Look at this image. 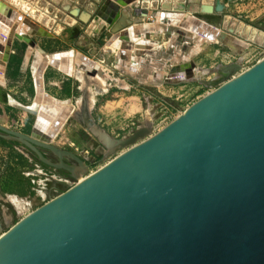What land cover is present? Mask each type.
Masks as SVG:
<instances>
[{
  "label": "water",
  "instance_id": "95a60500",
  "mask_svg": "<svg viewBox=\"0 0 264 264\" xmlns=\"http://www.w3.org/2000/svg\"><path fill=\"white\" fill-rule=\"evenodd\" d=\"M204 27L197 25L199 33ZM188 30L179 31L190 37ZM41 66L32 67L30 106L8 97L37 115L32 133L0 123V137L26 145L40 162L78 182L0 235V264H264V59L236 75L230 70L225 82L155 134L137 129L117 139L88 124L107 147L105 156L113 157L94 173L84 159L51 142L71 109H60L43 131L38 104L51 97L42 86L47 62ZM179 74L166 82L184 81Z\"/></svg>",
  "mask_w": 264,
  "mask_h": 264
},
{
  "label": "rangeland",
  "instance_id": "374dc122",
  "mask_svg": "<svg viewBox=\"0 0 264 264\" xmlns=\"http://www.w3.org/2000/svg\"><path fill=\"white\" fill-rule=\"evenodd\" d=\"M162 1L165 0H160V3ZM0 2L13 8L17 15L28 18L34 23V26L38 25L37 29L42 27L50 33L48 37H38V35L33 37L35 43L47 53L54 55L74 51V53L86 57L87 60L96 61L102 66L101 70H91L93 73L105 72L111 76L112 79H106L112 84L111 90L105 93L95 85L91 89L88 87L86 89L79 79L62 74L63 72L54 68H49L45 74V89L50 96L56 99L57 103L64 102V104H70L76 108V113L69 119L52 144L74 152L84 159L90 167V173L96 172L113 157L105 156L108 152L107 147L101 143L98 137L94 136L88 124L98 125L113 138H125L140 126V128L145 126V114L147 110H151L156 115L151 128L155 134L172 121L178 111L197 102L206 96L208 91L212 92L216 88L215 86V88L208 89L215 80L216 74L213 73L215 71H211V74L204 77L203 81L208 84L199 81L153 84L149 81L145 82L143 77L139 78L142 76L141 74L136 77L117 68V45L115 46L116 50L107 47L108 43H113L111 35L123 28L140 26L142 22L152 23L157 15L162 18V15L157 13L162 9L160 3L154 9L155 17L152 16L153 18L148 20L146 17L135 15L136 7H139L140 4L139 6L130 4V6L122 7V11H125L126 14L118 12L116 16L111 17L109 10L115 4L110 2V5L106 6V0H40L37 6L34 5L38 11L32 8V13L31 11L29 13V9L26 8L29 3L28 6H21V3L17 7L16 3H11L14 2L12 0H0ZM177 2L184 11L192 6L201 9L202 4L206 3L204 0H178ZM63 4L68 5L64 8ZM213 4V10L210 13L195 10L198 18H210L213 23L230 34L231 31L226 26V17L264 33V0H213ZM220 5L223 8L219 11L218 6ZM45 6H48V11L44 9ZM72 8H75L76 12H72ZM103 9V14H100ZM39 11L56 19L57 23H54L51 29L41 25L35 18L37 15H41ZM77 12L78 14H76ZM83 14L86 16V20L81 19ZM66 17L75 19L77 25L73 27L69 26L70 24L67 25L64 21ZM168 20L181 22L179 15H173V18L169 17ZM134 32L136 35V30ZM151 34H153L152 39L157 40L159 45H163L168 40L164 32L162 33L160 30H155ZM232 34L248 43V46L238 49L236 45L228 44L227 38L221 42L203 45V51L193 54L189 62V65L192 62L196 65L193 76L198 74V69L214 70L219 65L228 66L237 63L240 58L242 66L244 58L249 59V55H255L260 50L262 44L260 45L258 41H252L249 38L247 40L240 30H233ZM13 50L16 53L7 58L10 80L6 85H0V123L11 130L30 135L37 115L11 105L8 97H13L24 106H30L33 103L36 95L32 73L34 57L29 58L30 63L24 62L30 50L26 42L15 40ZM128 56L129 60L134 58L132 55ZM180 60L179 57H174L171 61L168 60L165 68L169 70L177 64L181 65ZM114 79H121L128 88L117 86L119 84ZM91 97L94 101L91 100ZM89 109L91 113H89ZM13 122L17 123V126L13 125ZM43 153L47 159L57 162V158L51 152L43 151ZM120 153L123 152H117V154ZM65 160L72 162L69 158H65ZM77 182L63 170H56L40 162L36 154L23 144L0 137V219L2 221L0 235L24 218V215L45 205L72 188ZM14 197L26 199L29 204L32 203L30 208L26 207L27 210L24 214L15 209ZM5 199L7 203L4 201Z\"/></svg>",
  "mask_w": 264,
  "mask_h": 264
},
{
  "label": "bare ground",
  "instance_id": "6f19581e",
  "mask_svg": "<svg viewBox=\"0 0 264 264\" xmlns=\"http://www.w3.org/2000/svg\"><path fill=\"white\" fill-rule=\"evenodd\" d=\"M39 1L40 0L22 1L21 6H25L29 3V6L27 5L28 7H26V8L29 9L28 11L30 13L32 8H34V5L37 6ZM166 1L168 4L165 3ZM177 1L178 0H169V1L165 0V1H162V3H160V0H143V1L140 0V2H139V0H106V3H105L106 6L110 5V2L115 4V6H113L112 9L109 10L111 12V13H109L110 16L112 14H114L115 12H121V13L123 12L126 14L125 11H122V7L130 6V4H138V6H139V4H140L139 7H136L135 15H140L142 17H146L148 20H151L156 15V12L154 11V9L157 7V4L160 3L162 6V9L157 12V13L162 15V18H159V15H157L155 17V21H157V23H155V25L154 24L146 25L144 28H142V26H137L139 28V30H136V35H135V32H134L135 30L133 27L123 28V29H121V31L120 30H119V32L116 31L114 34L111 35L110 38L113 39V43H108L107 47H109L110 49L116 50L115 46L117 45V48H118L116 50L117 51V68H119V70H122L124 72L126 70V68L128 67L127 65L131 66V67H129L130 69L128 71H131V70L133 71L135 69V67H136L135 70L138 71V67H142V66H144L143 69H147V67L150 69V66H148V64L151 62V60L147 61V62H146V60L150 59V58L153 59L155 57L154 56L155 51L159 50L161 47V45H159L157 40L152 39L151 33L152 32L154 33L155 30H158V31L160 30L162 33L164 32V34L168 38V41L165 43L164 49L169 50V51L172 50L174 52V55H176V52L178 49H180L182 51L183 46H186V48H188L187 52L182 51V54H181V58L183 59V64H184L183 67L180 69L179 68L178 69L173 68L174 70L172 69L171 72L166 73L167 76H169V74H171V73H175V74L180 73L179 76L177 75L175 77L176 78H178V77L182 78L183 80L185 79L184 81H181V82L199 81L200 83L208 84L207 82L203 81L204 77L211 74V71H215V72H213L214 74H216L215 80L213 82V85H211V87L215 88V86L226 81L224 78L229 75L230 70L231 71L233 70V72H231V73H233V75H236V74H234L235 73L234 71H236V70L240 69L241 72L247 70V69L241 68L240 63H241L242 59L240 58L237 63H233L232 65H228V66L219 65L214 70H206V69L199 70L198 69V74L196 76H193L194 75L193 72L196 69V65L193 62L191 65H189V62L191 61V57L193 54L199 53L200 51H203L204 46L202 47V45L214 43V42H216V43L221 42L224 40V38L225 39L227 38L228 44L236 45V47L238 49L239 48L243 49L242 46H244V48L247 47L248 43L241 40L240 38H236L232 34L233 30L234 31L240 30L241 34L244 36V38H246V39L249 38L252 41H258L260 44L264 45V33L260 32L258 30H255L254 28H252L250 26H246L242 22H239L235 19H232L230 17H226V19H227L226 20V26L231 31V34H230V33H226L225 29H224L225 31H223V29H221L219 26H217L215 23H213L211 21L212 19H210V18H204V19L198 18V16L196 15L197 12H195V10H199L200 12L203 11L206 13L212 12L213 5H214L213 0H204V1H206V3L202 4L203 7L201 9H199L197 6H195V7L192 6L186 11H184V9H182L181 5H178ZM16 4L17 5L20 4L19 1ZM66 5H68V4H65V5L63 4V7L66 8L67 7ZM36 6L34 9H36L38 11ZM222 8H223L222 5L218 6L219 11L222 10ZM44 9L48 11V6H45ZM74 9L75 8H72V12H76ZM1 10H2L1 12H4V10H6L8 15H10V17L12 18L11 21H5L4 20L5 18H0V20H1L0 21V30H2V32H0V37H1L0 40L3 41V43L0 42V65H4V67H5V70H3V71H2V69H0V73L4 74V79H5V83L0 81L1 86H4L8 83V77H7L8 76L7 75L8 61H7V58L11 54L16 53V51L13 50V42L15 40H19L20 42H26L29 45L30 50L27 53V56H28L27 58H30V57L33 58L34 57V60H33L34 71L40 70L42 67L41 65H43L44 62H47V68H54V69L58 70L59 72H64L67 75H71V76L79 79L86 86V89H87V87L89 89H91L92 87H94V85L97 86L98 88H100L102 92H108L111 89L112 84H110L106 80V75H108L107 73H105V72H103V73H101V72L95 73L94 72L93 73V71L96 69H98V70L102 69V66L99 65L98 62L87 60L86 57L81 58L82 56L78 55L76 52L74 53L73 51L67 52V53L63 52V53L54 54V55L47 53L44 49H42L39 45H37L35 43V41L33 40V37L35 35H38V37H40V36L48 37V36H50V33L48 31L44 30L42 27H40V29L39 28L37 29L38 25L34 26L33 22H31L28 18H26L22 15L14 16L13 11L9 8L1 9ZM103 11H104V9L100 12V14L101 13L103 14ZM40 12L41 11H39V13ZM31 13H32V11H31ZM76 14H78V12ZM173 15H179L181 22H179V21L172 22V21L168 20L169 17L173 18ZM19 17H21V19L19 21V24L16 25V21L19 19ZM35 18L38 19V22L41 23V25L45 26L46 28H50V29L53 27L54 23H57L56 19H54L50 16H47L45 12H41V15H39V16L37 15ZM81 19L86 20V16L83 14ZM64 21H65V23H67V25L70 24L69 26H72V27L77 25V21L71 17H66ZM202 23H204L205 27L202 28L200 30L201 33H199V28H197V25L202 24ZM180 28L190 29V30H188L190 37L189 36L185 37V35L179 31ZM126 29L128 30V33L122 34L123 31ZM214 31L216 32V34L214 33ZM18 32L24 33V34H22L20 36L18 34ZM118 33H121L120 37L118 39L114 40L115 35ZM141 37H143L144 39ZM164 39H165V37H164ZM198 39H200V42L198 41ZM202 39H203V42L201 41ZM133 40H134V43H133ZM138 44L148 45V46L151 45V47H150L151 50L149 51V50H146L143 48H137ZM42 52H44V53H42ZM122 53H125V54H122ZM162 54L164 56L163 58H165L167 60H172L171 58L173 55L171 56V58L165 56L167 54L169 55L170 53H166L164 51ZM128 55L134 56L135 59L133 58V61H135V62L133 64H131V63H128V60H127L128 64L126 63V66H127L126 67L124 65V62L127 59V57L129 58ZM176 56H178V53ZM179 57H180V55H179ZM76 58H78V64H77L79 67L78 69L74 66V63H73V61ZM55 59H57V61H59V62H58V64H55V66H54V64H51V61H55ZM82 59H83V62H82ZM29 62H31V61H29ZM165 65L166 64L163 63L162 66L159 67V71H160L159 73L162 74V72H163L162 68L165 67ZM80 68H82V69H80ZM46 69H45V71H46ZM91 70H93V71H91ZM163 70L165 71V69H163ZM45 71L42 74V80H43L42 86H44L43 94L47 92L45 89V84H46V82H45L46 72ZM37 75H38V73L36 72V77H37ZM138 75H140V74H138ZM156 75H157V73H156ZM109 77L111 78V76H109ZM154 79H156V78H154ZM166 80H167V77H165L164 81L166 82ZM147 81H149V79ZM150 81L152 82L153 80H150ZM159 82H160V80H159ZM181 82H179V83H181ZM206 86H208V85H206ZM48 96H50V95L48 94ZM91 100L94 101L93 98ZM63 104H64L63 102L57 103V100L52 98V97L50 99H47V100L45 98H42V101L38 104V113H41L44 120H46L45 124L43 126V129H44L43 131H46L49 128V126L52 123L54 116L56 115L57 112H59L60 109H62V108L71 109V113L69 114L68 119L61 126V129L58 131V133L51 139V142L55 138H57L59 133L62 131L63 126L76 113L75 112L76 108L73 105L69 104L67 106V104H65V105H63ZM91 108H92V106H91ZM89 113H91V110L89 111ZM181 114H183V113H181ZM181 114H179L178 116H180ZM155 116L156 115L153 113V111L147 110V112L145 114V122H144L145 126L142 128H140L141 127L140 126L139 128L145 129V130H151L152 123L155 119ZM99 135L100 136L102 135V137L105 138L104 135L102 134V132L99 133ZM34 140H38V139L35 138ZM109 141L112 142L114 140L110 139ZM23 142L27 143L25 140ZM24 146H26V145H24ZM79 170H80V168L75 169V173L80 176ZM83 180H84L83 178H80L79 181H83ZM14 198L15 199H13V202H14L15 209H17V211H19V213H21V214H24L25 210H27L26 209L27 206L30 208V206L32 205V203L29 204V202H27L26 199H21V198L16 199V197H14ZM4 201L7 203L6 199ZM29 208H28V211H29ZM26 215H24V216H26Z\"/></svg>",
  "mask_w": 264,
  "mask_h": 264
},
{
  "label": "crops",
  "instance_id": "0c3cea01",
  "mask_svg": "<svg viewBox=\"0 0 264 264\" xmlns=\"http://www.w3.org/2000/svg\"><path fill=\"white\" fill-rule=\"evenodd\" d=\"M10 1V0H9ZM12 1H14V2H11V3H17L18 1H19V3L21 4V2L22 1H24V0H12ZM2 6V7H1ZM15 6H19V5H15ZM6 8H9V9H11L12 11H13V14H14V16H16L17 15V12L13 9V8H11L9 5H6V4H2L1 2H0V18H5L4 20L5 21H11L12 20V18L10 17V15H8V13L6 12V10H4V12H1L2 10L1 9H6ZM4 13V14H3ZM5 15V16H4ZM3 20V21H4ZM1 21V20H0ZM4 23V22H3ZM155 23H157V22H155V21H153L152 23H145V22H142V24L140 25V26H142V28H144L146 25H152V24H154L155 25ZM159 23V22H158ZM152 36H153V34H152ZM168 41V40H167ZM132 43V42H131ZM133 43H134V40H133ZM164 47H165V43L163 44V45H161V47H160V49L159 50H156L155 51V53L158 55L157 57H155L154 58V61H151L149 64H148V66H150V69L147 67V69H143V67L144 66H142V67H138V71H136L135 69H136V67H135V69L132 71H128L130 68L129 67H131V66H129V65H127L126 66V63H127V60H128V63H131V64H133L135 61H133V59L132 60H129V59H126L125 60V62H124V65L127 67L126 68V70L124 71V72H127V73H129L130 75H133V76H136V77H139L140 75H138V74H141L142 76L141 77H139V78H141L142 79V77H143V80L145 81L146 79L148 80L149 79V81L150 80H153L151 83H156V84H159V83H167V82H165L164 81V79H165V77H167V72H171V70L173 69V68H176V69H180V68H182L183 67V59L181 58V54H182V51L180 50V49H178L177 50V52H176V55H177V53H178V56H176V55H174V56H172V59L174 58V57H179V55H180V61L182 62V64L181 65H175V66H173V68H171V69H169V70H167L165 67H163L162 68V71H163V69H165V71L164 72H162V74L161 73H159L160 71H159V67H160V65H162L163 63H165L166 65H167V59H165V58H163L164 56H163V52L165 51L166 53H171V51H169V50H166V49H164ZM202 47H203V45H202ZM74 52V51H73ZM14 54V53H13ZM12 55V54H11ZM10 55V56H11ZM160 55V56H159ZM168 55V54H167ZM134 57V56H133ZM161 58V59H160ZM29 60V58H25V60H24V62L26 61V62H29L28 61ZM80 61V60H79ZM148 61V59L146 60V62ZM156 61V62H155ZM166 61V62H165ZM30 63V62H29ZM73 63H74V66L78 69L79 67H78V58H76L74 61H73ZM127 63V64H128ZM25 64V63H24ZM165 65V66H166ZM152 68V69H151ZM49 68H47L46 69V71L48 70ZM76 69V70H77ZM80 69H82V68H80ZM119 69V68H118ZM45 71V72H46ZM120 71H122V70H120ZM10 69H8V81L10 80L9 78V75H10ZM123 72V71H122ZM134 72V73H133ZM133 73V74H132ZM156 73H157V75H156ZM159 73V74H158ZM166 75H165V74ZM62 74H66V73H62ZM144 74V75H143ZM110 76V75H109ZM108 75H106V79H110V77H109ZM154 76V77H153ZM157 76V77H156ZM163 76V77H162ZM165 76V77H164ZM152 77V78H151ZM75 78V77H74ZM154 78H156V79H154ZM160 80V82H159V80ZM161 78V79H160ZM112 79V78H111ZM146 80V81H147ZM114 81H117L118 82V84L119 85H117V86H119V87H122V88H128L127 87V84H125V83H123L122 81H121V79H114ZM121 81V82H120ZM145 81V82H146ZM163 81V82H162ZM153 83V84H154ZM123 84V85H122ZM114 86V85H113ZM111 90V89H110ZM109 90V91H110ZM46 93H48V92H46ZM105 93H107V92H105ZM49 94V93H48ZM50 95V94H49ZM64 103V102H63ZM108 103V102H107ZM138 104V103H137ZM63 105H65V104H63ZM69 104H67V106H68ZM16 125L17 123H15V122H13V125ZM66 125V124H65ZM64 125V126H65ZM17 126V125H16ZM64 126H63V128H64ZM97 127L98 128H100L98 125H97ZM101 129V128H100ZM102 131H100L99 133H101Z\"/></svg>",
  "mask_w": 264,
  "mask_h": 264
},
{
  "label": "built area",
  "instance_id": "2783aa9c",
  "mask_svg": "<svg viewBox=\"0 0 264 264\" xmlns=\"http://www.w3.org/2000/svg\"><path fill=\"white\" fill-rule=\"evenodd\" d=\"M249 56H250L249 59L244 58V60L242 62V66H241L242 69H249L251 66L255 65L256 63H258V62L262 61V59H264V45H261L260 50L255 55H249ZM210 88H213V87H208V89H210ZM209 93H210V91H208V94ZM190 106H188L187 108H189ZM187 108L185 107L182 110L178 111L176 113V115H174L173 118L174 119L177 118L178 115L181 114V113H183Z\"/></svg>",
  "mask_w": 264,
  "mask_h": 264
}]
</instances>
